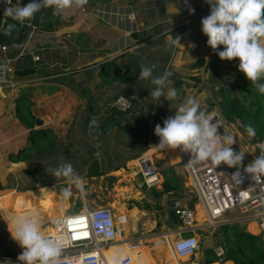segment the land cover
I'll list each match as a JSON object with an SVG mask.
<instances>
[{"label":"crops","instance_id":"obj_1","mask_svg":"<svg viewBox=\"0 0 264 264\" xmlns=\"http://www.w3.org/2000/svg\"><path fill=\"white\" fill-rule=\"evenodd\" d=\"M14 1L16 4L17 0ZM19 1H24L25 5L30 2V0ZM189 6L195 9L194 14H190ZM209 14L210 5L206 3V0H188L187 6L185 5V0H88L87 5L83 8L67 10L63 13L57 12L53 8H43L35 14L33 19L26 20L20 26L24 29L23 32L20 31V28L16 27L9 37L6 38L5 43L1 42V35L4 34L7 23L6 20H3L2 24H0V184L4 186V190H0V194L4 192L23 194L39 191L44 189L41 187V183L43 182L49 183V186L45 187L44 190L46 188L56 189L55 187L58 184L67 181L64 178L54 177L50 168L55 169L62 164L73 163L74 159L71 160L70 155H66L65 158L59 156L53 161H51L52 157L49 156L50 159L48 158V155L43 157L33 156L30 160L20 163L11 161V155H17L20 151L27 148L30 143L29 137L31 130L22 124L19 118L17 102L19 100H26L27 102L33 103V116L36 120L40 119L44 122V128L39 129L35 124L34 130H53L59 138L58 145H60L65 142V139L61 138L63 136L62 133L64 134L69 131L73 135V133H77L76 129H81L83 132H86L85 119L87 118L85 116L88 114L87 112H89L90 106L84 100L85 98L82 95L83 91L81 89L83 86L86 87V81L95 90V93L98 92L102 96L98 100L97 97L99 95L95 94L96 101L93 103L94 106L91 105L90 109L93 113L92 119L96 122L99 119L102 122L107 106H113V102L121 95H125L132 101L134 100L137 105V112L138 109H141V112L147 118L146 130L149 136V148L140 157L137 159H125L123 163L115 166L112 165L110 160L115 157V154L110 155V152H107L108 149L104 147L102 150L101 146L96 149L98 152H95V155L91 156V160L96 161V163L102 159L103 164L101 165L103 168L99 170V173L103 176H108L112 173L118 174L122 171L123 174L128 173L135 178L139 177L141 179L138 176V160L143 155L149 154L150 151L158 148L157 145L159 142L151 143L154 140L153 132L155 130V124L158 123L163 126L166 118L174 116L177 107L188 98L185 95L187 94L188 96L191 91L190 89L193 88L188 82L191 81V77L198 75L192 74L194 71H198V69H192V67L200 59V57L194 59L196 57L194 54L195 45L198 46L199 53L202 56L201 58H205L204 64L206 69L213 66L216 53L214 49L208 46V37L202 32L201 24L202 19ZM198 32L202 34L201 38L199 35L195 37L194 34ZM175 35L181 37V44L184 47L177 48L175 46H169L166 43L169 37H175ZM19 38H22V40L20 41ZM10 41L11 44L9 43ZM144 50L151 51L149 57L154 58L151 61V65H157L153 76H160L166 70L172 73V76L168 79L171 85L166 87L165 91L169 88L175 89L178 93L175 100L168 101L166 98L161 97L159 101H155L150 97V94H147V102L151 105L148 108L142 99L145 97L143 94L136 97L135 93H131L125 88L128 83V81H124L128 79L126 75H128V72H131V66L135 64L134 60L144 57L141 55V52H144ZM162 50H164L165 54L161 53ZM211 55H214V58ZM24 58L27 59L24 60ZM20 61H23V65L33 66L41 70L43 72L42 76L37 75L34 79L17 77L15 70ZM112 66H117L119 73H121V78L118 76V79L114 83L117 85V81L124 77L125 79H122V82H120L121 87L118 90L109 93L106 92L108 91L106 87H110L113 84H106L102 71L105 72L107 69L111 70ZM206 69L205 73L202 74H213L211 80H213L214 75H220V72L217 69L215 70L214 66L211 72L210 69L209 71H206ZM201 79L203 82L209 81L205 80V76H201ZM179 82L182 83L181 88H183V91L177 87V85H180ZM210 85L211 89L216 88L215 83ZM3 86L8 88V90H5ZM155 87L152 84V88ZM234 87L236 90H239L235 85ZM221 89L224 90L226 88ZM221 89H219L218 93H221ZM101 91L102 93H100ZM212 96L213 98L216 97L214 94ZM189 97L191 96L189 95ZM138 99L140 102H138ZM203 105H201V110L209 114H216L225 122L228 133L235 136V141L241 147H249L247 144L253 137H250L243 128L241 120L237 119L234 123L229 124L223 117L222 110H219L220 113L215 112L216 110L210 111ZM75 119H77L75 122L76 128L73 129L71 127L74 125L73 122ZM94 126L98 127L99 125L95 123ZM79 134H75L74 137L79 138L85 136L80 132ZM77 138L75 139L78 140ZM62 148L60 147L59 149ZM158 149L155 154L151 155L157 169L156 161L162 160L160 159L161 154L166 158V161H162L170 164L171 159L177 162L176 164H181L185 172L184 192H169L160 194L159 197L156 196L159 201L161 199H170L171 221H175L173 225L177 227L175 233L177 237L178 232L184 231L174 217L173 208L175 203L179 201L186 206H193V209H195V206L199 202L188 179L186 166L178 151H175L170 157L166 149ZM62 150L59 153H62ZM81 150L91 152V149H79V151ZM49 160L53 162L51 164L52 166L48 164L50 163ZM119 166L120 169H116ZM46 170L50 172L45 173L44 171ZM159 175L160 185L156 188L161 187L160 189L162 190H157L161 193L165 178L160 171ZM34 177L38 182L34 180ZM4 182H6V185ZM22 183L25 185L21 186ZM187 183H189L188 187L186 185ZM34 187L35 189H32ZM130 187L131 184L126 187L127 190H130ZM148 190L153 192V188H148ZM172 196L175 198H172ZM182 198H187V200L183 201L181 200ZM64 200L61 198L60 202L53 200L52 203L48 202L45 204L32 202L22 213L17 211V214H25L27 210L38 212L33 211L32 208L39 210L41 214L38 213L43 233L47 236L50 234L56 235V232L49 227L48 221L53 216L57 217V212H60L61 215L59 216H63L64 214L77 212L83 208L82 205L80 209L68 211L69 206ZM51 205L55 207H51L52 211L50 212L51 208L49 206ZM15 208L16 201H14L13 195L0 198V259H8L10 261L18 259V257L10 258L5 255L10 246V242L13 244L18 255L23 251L18 242L11 237L7 222L3 219V215L14 214ZM198 210L197 215L200 224H197L196 228L198 230L209 228V224L205 223L206 216L200 205ZM123 219V222L118 221L121 229L124 228L127 222L125 218ZM241 221L248 224L247 232L250 229L255 232L259 231L255 225L251 228V225L254 223H248L246 220ZM223 224H226V222L223 221L219 226ZM122 239L123 237L121 236L120 242L123 244V240L125 241L126 239ZM168 239L171 260L176 261V264H184L183 261L185 258H179L173 250L175 239L171 236ZM116 244H118L117 241ZM122 244H118L119 246H111L104 251L109 264H124L123 261L126 258H131L128 264H152L151 257L144 248L143 243L126 242ZM132 244L139 246L131 250L130 246ZM116 246L122 247L116 252ZM219 249L224 251L223 247L216 246V254ZM111 253L114 255L109 258L108 255ZM196 255H198L196 261H192L189 264H199L203 256L200 257L198 253ZM228 263L234 264L231 261L221 262L220 264ZM213 264L219 263L215 262Z\"/></svg>","mask_w":264,"mask_h":264},{"label":"clouds","instance_id":"obj_2","mask_svg":"<svg viewBox=\"0 0 264 264\" xmlns=\"http://www.w3.org/2000/svg\"><path fill=\"white\" fill-rule=\"evenodd\" d=\"M9 5L4 10V16L23 24L31 20L43 8H53L63 13L67 10L81 9L88 0H30L21 5L19 0L12 5V0H6ZM210 5V14L201 21L202 32L208 37L207 44L212 49L223 46L218 52L221 60H239L238 70L255 85L260 94H264V0H206ZM188 5V0H185ZM190 14L195 9L189 6ZM16 24H8L5 35L15 30ZM166 43L177 48L184 47L181 37H169ZM156 64L151 67L141 65L139 79L151 78L156 87L150 91V97L159 101L161 97L168 101L175 100L178 93L169 88L165 91L168 79L172 75L165 71L160 76H153ZM215 117L201 110L198 100L188 97L181 103L174 116H169L163 126H155V135L159 137L160 149H182L191 154L192 161H210L214 166L226 164L229 167L241 165L244 152H236L232 145L235 136L224 131L218 132L219 125L213 123ZM95 120L91 122L92 125ZM91 130V125H90ZM250 137H255L253 126H246ZM260 154L245 168V171L258 178L264 175V142L257 145ZM98 155V154H97ZM56 178H64L70 184L83 189V178L75 171L71 163L62 164L51 169ZM239 173V172H237ZM236 173V174H237ZM71 196L70 190L64 191V197ZM3 217V216H2ZM3 219L7 222L11 237L23 249L18 255L20 264H64L61 260L62 245L60 238H48L41 230V220L38 212L25 214H9Z\"/></svg>","mask_w":264,"mask_h":264},{"label":"rangeland","instance_id":"obj_3","mask_svg":"<svg viewBox=\"0 0 264 264\" xmlns=\"http://www.w3.org/2000/svg\"><path fill=\"white\" fill-rule=\"evenodd\" d=\"M194 35L195 37L199 35L201 38L202 34L198 32ZM161 53L165 54L164 50H162ZM149 54H151V51L144 50V52H141V55L144 57H141L138 60H134L135 64L131 66V72H128V75H126L128 79L124 80L125 82L128 81L125 88H127L131 93H135L136 97H139L141 94L145 96L142 99L143 101H145V104L148 108L151 105L147 102L148 98L146 99V97H147V94H150V91L153 89L152 83L151 81H149L151 78L139 79V75L141 71V65L150 67L152 63L151 61L154 60L153 57H149ZM194 54L196 56L194 59H198V57L200 58L202 57L199 53L197 45H195ZM214 55H211V57L214 58ZM238 65H239V62L237 63L234 60L224 61L223 63L219 64L215 68V70L217 69V71L220 72V75H214L212 78L213 80H211V77L213 74H210V75L202 74V73H205L206 66L198 69L197 72L194 71L192 74L193 75L198 74V75L191 77L192 78V79L190 78L191 81L188 82L190 86H193V88L190 89L191 91L189 92V95L191 97H194L196 100H198L200 104V108H201V105L204 104L203 106L205 108L209 109L210 111L216 110L215 112H219V113H220L219 110H222V107H221L222 104L227 98L237 99L244 106L248 107L250 100H252L251 98L249 99L248 92L250 90L251 92L250 94L253 95L255 93V90H252L249 88L250 81L244 76L243 73H241L238 70ZM209 69L211 72L213 70V66H211ZM209 69H206V71H209ZM102 74L104 76V80L106 81V84H109V83L113 84L110 87H106V89H108V91L106 92L112 93V91H116L121 87L120 82H122V79L117 81L118 82L117 85L114 83L118 79V76H120L121 78V73H119V69L117 66H112L111 70L107 69L105 72L102 71ZM201 76H205V80H209V81H205L207 84L215 83L216 88L214 87V89H211V86L197 88L196 82L193 80V78H198L199 80H202ZM206 76L208 77L206 78ZM179 83L180 85H177V87L181 88L182 83L181 82ZM85 85L86 87L85 86L81 87L83 91L82 95L84 96L85 98L84 100H86L87 105L89 103V106H90L89 109H91V105H93V103L96 101L95 94H98V92L95 93V90H93L89 86V83H87V81ZM170 85H171L170 82H168L167 87H169ZM183 85H184V82H183ZM234 85L238 87L239 90L238 89L236 90ZM3 88L5 90H8V88H5V86H3ZM221 88L223 89L226 88V89L222 90ZM219 89H221V93H218ZM180 90L183 91V88H181ZM100 93H102V91ZM212 94H214V96L216 97L213 98ZM189 95L187 96L186 94L185 97H189ZM101 98L102 96L100 95L99 97H97L98 100H100ZM255 100L256 98L254 99V101ZM138 102H140L139 99H138ZM29 103L31 104V102ZM26 109L27 110L29 109V105L27 104H26ZM30 110L32 112V107ZM87 113L88 114H86L85 118H88L89 116L92 117L93 113H89V112ZM76 121L77 119H75V121L73 122L74 125H72L71 128L73 129L76 128L75 127ZM85 122H86V119H85ZM96 123L97 125L100 126V123H101L100 119L97 120ZM38 128L40 129L44 127L42 126ZM68 132L64 134L62 133L63 136H61V138L65 139V142L63 144L58 145L57 149L63 146L70 145L72 147L71 150H75L73 154L70 156L71 160L74 159L73 160L74 162L73 163L70 162V163L75 164L80 169H82L80 172H78V174L79 176L83 178V189L81 190L77 188L74 184H70L68 181H66L61 184H58L55 187L56 189L48 188L46 189V191L53 189L57 192L60 198L65 199L64 201L69 206V208L67 209L68 211L79 209V207L83 205L84 201H86L93 208H96L98 206L109 208L117 219L125 218L127 220L123 228L124 231H123L122 237L123 239H126L125 241L122 239L123 244L126 242L143 243L144 248L147 250V252L149 253L151 257L150 259L152 260L151 262L152 264H176V261L174 262V260H171L170 248H169L170 246L167 245L168 238H166V237L171 236L173 237V239H175L176 238L175 233L177 229V227L173 225V222L175 221H171V209L169 207L170 199L168 198L166 200L161 199L159 201V199L153 194L154 190L155 191L162 190L160 189L161 187L153 188V192H152L148 190L147 187L144 186L142 179H139V177L135 178L134 176L129 175L128 173L123 174L122 171L118 174L112 173L108 176L101 175V173H99V170L103 168V166L101 165L103 164L102 159L99 160L97 163L96 161H93V160L85 161L84 159L87 157L86 153L88 152L87 151L85 152V150L79 151V149H84L83 146L89 149L91 146L90 144L91 140L85 136L84 137L81 136L79 138L74 137L75 134L80 135L79 132L84 135V132L81 129H76L77 133H73V135L70 132L69 133ZM111 136L112 137L109 142V147H108L107 152H110V150L113 149L112 147H115L118 144L116 140V134L114 133L113 129L111 132ZM75 138H77L78 140H76ZM158 150L159 149L157 148L153 151H150L149 155L155 154ZM64 151L62 150V153H60L61 158L66 157V152ZM47 154H50V153H47ZM67 156L69 155L67 154ZM48 158L50 159V157ZM80 159H82V161ZM160 159L166 161V158H164V155H161V154H160ZM53 160H55L54 157L52 158L51 161ZM176 163L177 162L170 159V164H176ZM51 164H53V162H51ZM92 164H97V167L96 169H94L93 173L91 174ZM51 169L52 168H50V171ZM50 171L46 170L44 172L48 173ZM115 178L117 179L116 181L113 180ZM4 184L6 185V182H4ZM129 184H131V187H130V190H128L127 192L125 190ZM22 185L24 186L25 184L22 183L21 186ZM186 185L188 187L189 183H187ZM65 190L71 191L70 197L68 198L64 197ZM36 192L38 191L28 192V193H23V194H18L16 192L15 193L11 192L8 194L7 192H4L0 194V198L7 197L8 195H13L14 201H16V212H14V214H17V211H21L22 213L23 210H25L27 207H29L32 204L31 202L33 198L35 197L34 195ZM172 198H175V197L172 196ZM181 200L186 201L187 198H182ZM199 205L200 204H197L195 206V211L197 213L199 211L198 210ZM49 207H55V206L51 205ZM32 209L33 211L39 212V210H35L34 208ZM135 212L136 214H134ZM56 214H57V217L61 215L60 212H57ZM229 221H232V222L228 223ZM225 222L226 224H223L221 226H214V227H209L205 229L203 228L202 230H197L195 232V235H197L200 239L201 250L198 252L200 257L205 256V254H207L206 252L207 250L205 249V246L209 244H211L212 246L208 249V251L209 250L215 251L216 245L219 243L220 244L217 247L222 245V247L226 248L227 246L226 240L228 237L226 235L227 227H229L230 230L236 229V230L247 232L248 224H245V222L241 221L240 215H232L228 217L225 220ZM197 224H200V222L197 221ZM254 225L256 224H252L251 228L254 227ZM248 232L255 236H260L259 231L255 232L250 229V231ZM229 237L232 238V232L229 233ZM157 246H161L162 248L163 247L167 248L166 254H164L165 256H163L162 251H158L157 256H154L152 254L153 249ZM121 247L122 246L116 247L115 251L116 252L119 251ZM113 255L114 254L111 253L110 255H108V257L111 258ZM197 257L198 255L192 258H185L183 263L189 264L192 261H196ZM223 257H219V258H223ZM218 263L220 264L221 262L219 261ZM228 264H231V263H228Z\"/></svg>","mask_w":264,"mask_h":264},{"label":"built area","instance_id":"obj_4","mask_svg":"<svg viewBox=\"0 0 264 264\" xmlns=\"http://www.w3.org/2000/svg\"><path fill=\"white\" fill-rule=\"evenodd\" d=\"M12 5H15L14 0ZM8 6L6 0H0V21L4 20V10ZM112 107L127 112L131 109L132 102L130 98L121 95ZM212 115L215 117L213 123L219 125L218 132L221 135L224 131L228 133L225 122L216 114ZM261 142H264V137L258 136L251 138L247 144L248 148H243L235 142L232 148L236 152L245 153L242 164L236 167H229L226 164L216 167L210 161L189 162L191 154L177 148L186 166L195 196L205 213V223L209 224V227L219 226L231 214L240 215L241 220L258 226L260 237L264 240V175L252 178L245 171L255 156L260 154L257 145ZM137 169L138 176L147 188L152 189L160 185L159 171L151 155H143L138 160ZM173 211L184 231L177 233L173 250L180 258H192L201 249L200 239L195 235L198 230L197 212L179 201L175 203ZM118 221L123 222L124 219H117L109 208L102 206L93 208L84 201L81 210L50 219L49 227L56 235L50 234L46 237L60 238L61 260L64 264H109L104 251L116 244L117 236H123L124 229L120 228ZM138 246L132 244L130 249L134 250ZM217 255L222 257L224 251L219 249ZM130 261L131 258H126L123 263L128 264ZM0 264L20 262L18 259L13 261L0 259Z\"/></svg>","mask_w":264,"mask_h":264},{"label":"trees","instance_id":"obj_5","mask_svg":"<svg viewBox=\"0 0 264 264\" xmlns=\"http://www.w3.org/2000/svg\"><path fill=\"white\" fill-rule=\"evenodd\" d=\"M21 5H25L24 1H19ZM4 20H6V27L8 24H16L17 28H20V31L23 32L24 29H22L18 21H13L9 17H5ZM3 21V20H2ZM2 21H0V24H2ZM1 42L5 43L6 38L9 37V35H1ZM21 41L22 38H19ZM18 40V41H19ZM11 44V41L9 42ZM13 44V43H12ZM223 50V46H219L217 49H215L216 58L213 62V66L216 68L219 64L223 63L226 60H221L219 58L218 52ZM27 58H24L26 60ZM233 61V60H232ZM237 63L239 62L238 59L234 60ZM205 58H200L197 60V62L194 64L192 69H200L205 66ZM23 61H20L15 70V74L19 78H26V79H34L37 75L42 76L43 72L39 70L38 68H35L33 66H27L23 65ZM42 72V73H41ZM50 74V73H49ZM47 75V74H45ZM53 75V74H52ZM122 79H125L122 78ZM192 79V78H191ZM193 80L196 82V87H208L211 86L210 84H207L206 82H203V80H199L198 78H193ZM264 82V81H261ZM249 88L252 90H255V93L251 95L250 90L248 92V97L250 100L249 106H244L240 101L237 99H230L227 98L224 103L222 104V115L227 120L229 124L234 123L237 119L241 120L243 128L246 130V126L251 125L256 130V136L258 137H264V94H260L256 87H254L251 82L249 83ZM256 100L254 101V99ZM132 107L127 112L119 111L118 109L107 106V110L105 111V114L102 118V122L100 123V126L95 127L91 124L93 121L92 117L89 116L86 119V132H84V135L92 141L91 146L89 149H91V152L89 151L87 154V157L84 159L91 161V156L95 155V152H98L96 149H98L100 146L102 147V150L104 147L108 149L109 142L111 140V132L112 129L114 130V133L116 134V139L118 144L115 147H112L113 149L110 150V155L115 154L114 158H111L112 165H119L124 162L125 159L132 158L137 159L140 157L143 152H145L149 148V142H148V132L146 130L147 126V118L144 116L143 112H141V109H136V103L135 101L131 100ZM18 108H19V118L24 126H26L28 129L31 130L29 142L30 145L25 148L24 150L20 151L17 155H11L10 159L12 162L20 163L30 160L33 156L43 157L48 155V157H54L57 158L60 156L61 149H56L58 146L59 138L54 133L53 130L50 129H43V130H34L36 118L33 116L31 112L32 103L30 104L26 100H19L17 102ZM26 104L29 105V109H26ZM89 113H92L89 109ZM158 123L155 124V126ZM91 125V130H90ZM153 142H159V137L155 135V130L153 132ZM62 146V145H61ZM94 147V148H93ZM71 146H63L64 152H66V155H72L75 150H71ZM83 148L87 149L83 146ZM105 150V149H104ZM169 153V156L171 157L172 154H174L176 149H166ZM50 153V154H47ZM46 154V155H45ZM82 161V159H80ZM83 160V161H84ZM51 165V162L48 163ZM157 167L160 171V173L164 176L165 182L163 185V191L159 193L158 191L153 192L155 196H158L164 193L169 192H184L185 186H184V177L185 172L183 170V167L181 164H175L170 165L162 160L156 161ZM75 171L78 173L81 169L77 165H72ZM96 169V164L91 165V172ZM116 169H120L119 167H116ZM36 182L38 180L35 179ZM66 180V179H65ZM116 181V179H113ZM49 183L43 182L41 183V187L45 189V187H48ZM32 189H35L32 188ZM42 189V190H44ZM48 189V188H46ZM0 190H4V186L0 184ZM9 193V192H8ZM15 193V192H12ZM197 202V200H195ZM82 208L79 207V209ZM191 208H194L193 206ZM6 217L5 215H3ZM175 217V216H174ZM176 221L178 222L177 218L175 217ZM179 224V222H178ZM232 232V238L229 237V233ZM226 235L227 237V246L224 249V257L219 258L214 250L208 249L212 246L211 244L205 246V249L207 250V254L201 258L202 260L199 262V264H213L215 262H233L234 264H264V240L260 236L252 235L245 231L240 230H230L229 227L226 229ZM220 244V243H219ZM217 244L216 246H218ZM222 247V245H220ZM166 247L162 248L161 246H157L153 249L152 254L154 256H157L158 251H162L163 256L166 254ZM10 258H17L18 253L16 249L14 248L13 244L10 242V246L8 247L6 254ZM216 259V260H215Z\"/></svg>","mask_w":264,"mask_h":264},{"label":"bare ground","instance_id":"obj_6","mask_svg":"<svg viewBox=\"0 0 264 264\" xmlns=\"http://www.w3.org/2000/svg\"><path fill=\"white\" fill-rule=\"evenodd\" d=\"M177 150V149H176ZM129 177V176H128ZM125 191H127L128 192V190H127V188H126V190ZM118 192V191H117ZM35 197L33 198V200H32V202H36V203H42V204H45V203H48V202H50V203H52V201L53 200H57L58 202H60L61 201V198L60 197H58V195H57V192L55 191V190H53V189H51V190H40V191H38V192H36L35 193V195H34ZM32 197V196H31ZM30 202H31V200H30ZM31 202V203H32ZM63 203V202H62ZM44 206V205H43ZM46 208V207H45ZM51 208V207H50ZM49 210V209H48ZM16 211V208L14 209V212ZM52 211V208H51V210H50V212ZM19 212H21V211H19ZM27 212H31V210H27L26 211V213ZM41 214V213H40ZM59 217H61V216H59ZM59 217H54L53 216V218L52 219H56V218H59ZM48 221V220H47ZM197 221H198V216H197ZM256 226V225H255ZM43 232V231H42ZM45 236H47L46 234H44ZM166 238H168V237H166ZM120 239H121V237H119V236H117V238H116V240H117V242H120ZM168 241V245L170 246V243H169V239L167 240ZM115 245H118V244H113L112 246H115ZM117 247V246H116ZM175 252V251H174ZM104 255H105V253H104ZM178 256V255H177ZM179 257V256H178ZM180 258V257H179ZM185 258H188V257H185ZM181 259H183V258H181Z\"/></svg>","mask_w":264,"mask_h":264},{"label":"water","instance_id":"obj_7","mask_svg":"<svg viewBox=\"0 0 264 264\" xmlns=\"http://www.w3.org/2000/svg\"><path fill=\"white\" fill-rule=\"evenodd\" d=\"M37 127H42L44 125V122L40 119L36 120Z\"/></svg>","mask_w":264,"mask_h":264}]
</instances>
